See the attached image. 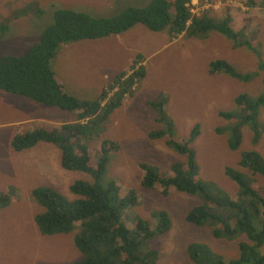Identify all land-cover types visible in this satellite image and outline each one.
<instances>
[{
  "label": "rangeland",
  "instance_id": "rangeland-1",
  "mask_svg": "<svg viewBox=\"0 0 264 264\" xmlns=\"http://www.w3.org/2000/svg\"><path fill=\"white\" fill-rule=\"evenodd\" d=\"M151 1L0 0V30L8 27L6 33L0 31V57L26 55L53 24L56 10L69 9L112 18L127 7H145ZM263 2L192 0L194 16H202L203 11L213 18L224 19L229 12L233 16L232 28L237 32L236 41L216 32L197 39L182 34L173 37L166 47L164 43H168L169 36L164 30L151 32L153 38L149 42V33L144 27H137L116 38L63 44L53 60L57 79L64 83L68 93L80 101H93L104 87L106 90L122 75L120 72L125 71L126 77L130 74L128 65L133 50H142L145 54L142 64L151 88L139 83L134 94L126 96L122 108L110 114L104 132L90 125L78 143L87 140L89 154L99 152L106 140L119 143L121 150L111 156L103 183L116 180L139 192V206L134 212L144 219H149L156 210L169 213L172 228L151 243V247L160 252V264H195L188 252L195 242L207 244L226 259L242 255L240 244L254 245L245 233L216 238L214 232L222 228L218 221L210 220L203 227L187 222L191 211L207 205L203 198L175 191L172 187L167 195L160 186L143 188L141 166L166 172L174 165L189 161L186 155L168 147L165 138L150 136L166 133L168 128L167 124L157 121V113L148 102L157 101L160 95L168 93L170 103L174 99L173 134L177 139L183 142L194 126H200L201 135L193 143L200 178L233 197H237L241 189L228 177L227 168L242 172L246 181H252L250 173L240 164L244 152L257 151L264 158ZM213 58L227 62L246 82L224 72L221 80L219 77L209 79L214 76L208 75V64ZM156 82L161 86L152 87ZM90 84L92 87L79 86ZM242 95L262 102L257 112L251 108L252 116L247 119L244 109L236 103ZM15 98L20 97L0 91V193H8L7 190L13 198L9 205L0 206V264H73L83 258L74 242L79 229L68 234L44 236L36 223V216L43 208L35 202L33 192L40 186L51 187L73 199L71 186L77 181L94 182L93 177L63 168L61 149L54 144L41 142L26 151H15L11 143L16 136L40 127L55 129L74 124L79 113L40 104L25 107L18 105ZM222 111L227 117L220 115ZM91 137L94 138L88 140ZM231 143L239 145L238 149L231 147ZM91 166L97 168L95 160ZM254 178L255 183L264 187L263 175L257 174ZM208 208L224 217L235 212L229 207L212 204H208ZM260 250L264 252V245Z\"/></svg>",
  "mask_w": 264,
  "mask_h": 264
},
{
  "label": "trees",
  "instance_id": "trees-1",
  "mask_svg": "<svg viewBox=\"0 0 264 264\" xmlns=\"http://www.w3.org/2000/svg\"><path fill=\"white\" fill-rule=\"evenodd\" d=\"M191 2L153 0L145 7H127L112 18H99L69 9L56 10L53 24L26 55L0 57V91L47 107L79 113L74 124H64L55 129L40 127L16 136L11 143L15 151L31 149L41 142L54 144L61 149L63 168L93 177L94 182L77 181L71 186V192L76 196L73 199L51 187L40 186L33 192L35 202L43 208V212L36 216V223L44 236L68 234L79 229L74 242L83 258L73 264H160V252L152 248L151 243L170 231L172 221L166 211L156 210L149 219L140 217L134 212V208L139 206V192L118 184L116 180L103 183L111 156L121 150L119 143L106 140L99 152L90 154L87 140L83 144L78 143L90 125L94 124L98 132H104L110 114L122 106L126 96L134 94L136 86L146 77L143 59L133 64L131 74L116 77L93 101H80L68 93L57 79L53 60L63 44L115 38L138 25L152 32L169 28L172 38L182 34L204 37L216 32L236 41L237 32L232 28L233 16L229 12L225 13L224 19L213 18L207 13L197 17L192 14ZM7 30L5 26L0 31L4 34ZM211 66L213 74L223 71L246 82L225 61L213 62ZM156 99L159 100L148 103L156 111L157 121L167 124L168 130L150 136L153 139L165 138L168 147L186 155L189 161L174 165L166 172L142 165L143 188L149 190L160 186L167 195L172 187L181 193L200 195L207 205L191 211L186 217L187 222L203 227L210 220L218 221L222 228L214 232L216 238H231L245 233L254 243L252 246L240 244L242 255L236 259L218 255L207 244L192 243L188 252L195 264H264V252L260 250L264 245V187L254 182L255 175L264 176V158L257 151L242 154L240 166L250 173L252 181H246L242 172L227 168L226 174L241 189L237 197L215 188V184L203 181L199 174L193 143L201 135L200 126H194L189 138L181 142L173 134L175 121L167 111L168 95L163 93ZM236 103L244 109L247 119L252 116L251 108L257 112L262 102H254L242 95ZM227 115L221 113L223 117ZM230 146L237 150L239 145L231 143ZM93 160L96 161V169L91 166ZM6 192L0 193V206L9 205L13 199L9 191ZM208 204L229 207L235 212L225 217L217 215L209 210Z\"/></svg>",
  "mask_w": 264,
  "mask_h": 264
},
{
  "label": "crops",
  "instance_id": "crops-1",
  "mask_svg": "<svg viewBox=\"0 0 264 264\" xmlns=\"http://www.w3.org/2000/svg\"><path fill=\"white\" fill-rule=\"evenodd\" d=\"M137 27H144V26H142V25H138V26H136L135 28H137ZM135 28H133L132 30H130V31H133ZM145 28V29H144ZM143 29L147 32V33H149V42H150V40L153 38V36L150 34L152 31H150V30H148L146 27H144ZM130 31H128V32H130ZM166 31V32H165ZM128 32H126V34L128 33ZM167 32H169L170 33V31H169V28L168 29H164V34L166 33L168 36H169V39H168V43H164V44H166V47H169L170 46V42H171V39H172V35L171 34H168ZM200 37V36H199ZM116 38V37H115ZM189 38H198V37H190L189 36ZM163 44V43H162ZM142 49H145V48H142ZM142 51V50H141ZM141 51H139V52H136V51H132L131 53H130V58H129V61H130V65H128V68L129 69H131V72L133 71L132 70V68H133V64L135 63V62H138L137 60L139 59V58H144L145 57V54H142L141 53ZM136 52V53H135ZM134 55V56H133ZM144 60V59H143ZM218 61H222L221 60V58H219V59H216V58H213V60L212 61H210L209 62V64H208V75H209V73H212V68L210 69V66H211V64L213 63V62H218ZM144 62H145V60H144ZM52 67H53V63H52ZM131 72H130V74H131ZM125 73V71H122V72H120V74H124ZM213 74V73H212ZM214 76L213 77H211V76H209V79H215L216 77H219L220 78V80H221V78L223 77V71H221V72H218V73H216V74H213ZM114 78V77H113ZM113 78H112V80H113ZM141 83L142 84H145V85H148V87L149 88H151V86L148 84V75H147V73H146V77L144 78V80H142L141 81ZM63 85H64V83H62ZM92 85L93 84H90L89 86H84V85H79L80 87H92ZM107 86V85H106ZM155 86H161L158 82H156L155 84H154V86H152V87H155ZM193 86V85H192ZM106 87H104L103 89H102V92L104 91V89H105ZM101 92V93H102ZM166 92V91H165ZM100 93V94H101ZM10 94V93H9ZM165 94H167L168 95V93H165ZM12 96H14V97H19V96H16V95H13L12 94ZM19 99V100H18ZM20 99H24V100H20ZM15 101H16V103L18 104V105H24L25 107H28L29 105H31V104H40V103H37V102H35V101H33V100H30V99H26V98H23V97H20V98H15ZM173 101H174V99H173ZM172 101V102H173ZM172 102L170 103V101H169V95H168V104H167V111H168V113H169V115L172 117V112L174 111V105L172 104ZM40 105H42V104H40ZM45 106V105H44ZM47 107V106H46ZM122 107V106H121ZM120 107V108H121ZM119 109V108H118ZM117 109V110H118ZM63 111V110H62ZM221 113H223V111L222 112H220V115H221ZM173 118V117H172ZM40 144V143H39ZM26 151V150H25Z\"/></svg>",
  "mask_w": 264,
  "mask_h": 264
},
{
  "label": "clouds",
  "instance_id": "clouds-1",
  "mask_svg": "<svg viewBox=\"0 0 264 264\" xmlns=\"http://www.w3.org/2000/svg\"><path fill=\"white\" fill-rule=\"evenodd\" d=\"M204 14V12H202V15ZM197 17H200V16H197ZM225 37V36H224ZM228 39V38H227Z\"/></svg>",
  "mask_w": 264,
  "mask_h": 264
},
{
  "label": "built area",
  "instance_id": "built-area-1",
  "mask_svg": "<svg viewBox=\"0 0 264 264\" xmlns=\"http://www.w3.org/2000/svg\"><path fill=\"white\" fill-rule=\"evenodd\" d=\"M209 6V5H208ZM205 7V5L203 6V8ZM203 12V11H202Z\"/></svg>",
  "mask_w": 264,
  "mask_h": 264
},
{
  "label": "bare ground",
  "instance_id": "bare-ground-1",
  "mask_svg": "<svg viewBox=\"0 0 264 264\" xmlns=\"http://www.w3.org/2000/svg\"><path fill=\"white\" fill-rule=\"evenodd\" d=\"M122 108V107H121ZM120 109V108H119Z\"/></svg>",
  "mask_w": 264,
  "mask_h": 264
}]
</instances>
